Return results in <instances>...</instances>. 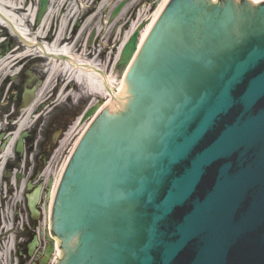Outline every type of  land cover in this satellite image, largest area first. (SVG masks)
Masks as SVG:
<instances>
[{"label":"water","instance_id":"obj_1","mask_svg":"<svg viewBox=\"0 0 264 264\" xmlns=\"http://www.w3.org/2000/svg\"><path fill=\"white\" fill-rule=\"evenodd\" d=\"M249 1H171L124 101L99 115L64 173L58 264H264V4Z\"/></svg>","mask_w":264,"mask_h":264},{"label":"bare ground","instance_id":"obj_2","mask_svg":"<svg viewBox=\"0 0 264 264\" xmlns=\"http://www.w3.org/2000/svg\"><path fill=\"white\" fill-rule=\"evenodd\" d=\"M93 1L94 0H82V5H78L74 3V0H51L49 10L43 20L34 24V17L39 9L38 3H34L33 0H0V27L1 25L9 27L23 43L20 48H15L14 51H11L7 56L0 58V78L9 75V73H14L13 70L16 68L14 62L16 59L25 57L30 58L42 53L43 56L49 60V64L47 65L49 75L43 89L48 88L53 79L56 78V75H58L62 77L64 81L78 83L81 89L84 90V92L80 90V93H86L89 96L96 95L105 97L107 102L104 105L106 106V104H109L115 107V105L112 104L113 98L121 96V92L124 91L126 87L124 78H126L130 66L121 72V77L114 73V69L106 72L105 66L96 64L95 61L88 60L85 51L82 55L75 52L73 41L67 38L68 30L73 27L75 21H78V26L82 27V30L97 27H102L103 30L115 28L116 30L121 29L119 31L121 34H123L122 29L129 26L130 30L125 34L122 44L117 50L118 52L115 59V62H117L130 35L138 28L141 29L139 38L140 50L150 31L164 13V9L170 0H132L128 5L125 6L124 4L122 11H120L117 16H114L110 22L98 16L102 13L107 15L111 9H116V4L122 0ZM212 1L217 2L218 0ZM251 1L255 4L264 2V0ZM155 5L159 6L154 16L145 19L144 16L146 13L153 11ZM136 8H140L138 18L129 20V18H127L128 14ZM93 12H98V14L96 16L92 15ZM42 40L43 42H41ZM100 71L104 72V74H101ZM32 81L33 78H31L30 83ZM73 93L76 98L78 94L76 92ZM73 93L70 95L72 96ZM42 97L43 96L38 93L37 99L33 105L26 110L22 119L18 121L16 131L6 138L5 148L0 152V172L5 162L9 158H12V156L14 157V149L20 134L27 129L30 124L29 114L37 106L38 102L42 100ZM29 101L28 99V102ZM78 124L81 123L78 121L77 125ZM87 126L88 124L86 123L84 128ZM1 130L0 127V131ZM68 138L69 135H67L66 139L62 142V147L68 141ZM21 150L24 152L25 148L21 147ZM64 168L65 165L59 175L52 176L54 181L50 194L52 200ZM49 175L50 169H47L45 177L48 178ZM24 186V183H22V185L19 186L20 190H23ZM41 230L45 232L43 225L41 226ZM11 249L12 245L4 247V251L0 252V261L4 258H8ZM60 255L61 252L58 249L53 258L57 259Z\"/></svg>","mask_w":264,"mask_h":264},{"label":"rangeland","instance_id":"obj_3","mask_svg":"<svg viewBox=\"0 0 264 264\" xmlns=\"http://www.w3.org/2000/svg\"><path fill=\"white\" fill-rule=\"evenodd\" d=\"M19 1H21V0H19ZM33 1H34V3L38 2V0H33ZM130 2H132V0L131 1L130 0H127V1L122 0V1H119L116 5H117V7H119L122 4L123 5L125 4V6H126ZM158 6L159 5H155V8L153 11H151L149 13L147 12L146 15L144 16L145 19L153 17L154 14L156 13L157 9H158ZM114 10L115 9H111L107 15L106 14L104 15L102 13L98 17L99 18H105L107 22H110L112 20V14H113ZM139 11H140V8H138V9L136 8V9L132 10V12H130L128 14L127 18H129V20L138 18ZM97 14H98V12H93L92 15L96 16ZM76 24H78V23H76ZM97 28H99V27H97ZM97 28H89V29L82 30V32L84 31V33H82V36L79 40V43L83 44L85 46V41H87V42L89 41V40H87L88 37H90L91 34L94 33V31L96 32ZM0 30H1L0 32L2 34L6 33V32L4 33V31L2 29H0ZM129 30H130V27L127 26V27L123 28V30H122L123 34H121V33H119V31H120L119 29L118 30H115V28L106 29L105 35L103 34L100 37H98V40L96 41V43L93 44L94 47L92 50L94 51L95 49H99L103 45L104 48L102 46V51L105 52V55L107 54L106 58L110 59L111 64L113 65V62L117 56V52H118L117 50L120 47V45L122 44V40H123L125 34ZM68 33L70 34V30ZM74 33H75V29H74ZM74 33L71 35H74ZM9 38H10V36H9ZM19 43H20L19 39H14L11 42V48H14V46L17 47V45ZM108 57H110V58H108ZM32 61H33V59L27 60L25 63H23L21 66H19V67L23 66L24 71L26 70L27 67H29V68H27L26 78H24V79H27L28 81L31 78V76L29 75L30 72L37 75L38 78H41L42 72H43V71H40V68H38L40 66L39 63H36V65L35 64L30 65V63ZM120 72H121V70H117V72H116V75L119 77H121ZM36 82H37V79H34L33 83L28 85V87L31 88L33 85L36 84ZM55 84H56V80L52 83V86H55ZM50 93L51 92L49 91V89L48 90L46 89L45 91H41L40 94L45 99V97L47 98ZM77 97H79V96H77ZM75 99L76 98L73 97V99L70 101V103L72 101H75ZM1 124L3 125V122H1ZM6 124L7 123L4 120V125L6 126ZM81 130H82L81 126L74 128L73 129L74 133L72 135V138L70 139V141L68 143H66V145L60 151H58V147L60 145L59 143L53 144L51 140H48L46 142V145L44 146L46 148L43 149L44 152H46V153H44V154L41 153L38 156L37 152H35L34 155H30L29 161L27 162L28 166L26 169H25V164L23 163V161L25 159L19 158V159L14 160V162L12 163V166H11L13 168V170L11 171L12 172L11 173V179H9V178L6 179L4 177L3 180H0V252L4 251V247L11 246V245L13 247L11 250V253L8 255V258H4L3 260H1L0 264H19V262L22 261L23 258H19L18 247H21L22 243L27 238L26 236H27L28 231H29L28 228L31 226L30 225L31 216H30V212H29L27 205H26V196L22 194L20 189L17 188L15 184H12V183H14L13 180H15V182H16L18 180V176H21L22 180L29 181V179L32 178L33 167H36V166H40L39 169H44V168L49 167L51 169V176L59 175L63 166L65 165L67 159L70 157L75 139H76L78 133L81 132ZM48 155H50V156L47 159ZM45 161H46V163H45ZM15 168H17V169H15ZM15 173H16V175H15ZM42 184L45 185L44 186L45 188H47L46 183L44 184L42 182ZM40 222L42 223V220L39 222L37 221V225ZM30 232H32V231H30Z\"/></svg>","mask_w":264,"mask_h":264},{"label":"flooded vegetation","instance_id":"obj_4","mask_svg":"<svg viewBox=\"0 0 264 264\" xmlns=\"http://www.w3.org/2000/svg\"><path fill=\"white\" fill-rule=\"evenodd\" d=\"M23 80V77H22ZM6 86L4 87V89L0 92V106L1 108H5V105L7 104L5 111H7L8 109H10L11 105L15 103L16 98L19 99L20 94H22L23 89H25V83L21 86H14L13 90H6ZM57 106V104L54 105V108ZM7 109V110H6ZM61 108H56L54 110V112L52 113V115L50 116V119L47 123V127H50L53 129V131H58L60 129H62L67 122H63V121H57L58 118L61 115ZM40 126V125H39ZM48 135V129H44L43 127H37L34 131H32L31 133V140L34 139H44L46 138Z\"/></svg>","mask_w":264,"mask_h":264}]
</instances>
